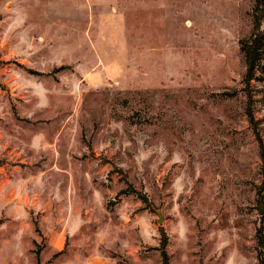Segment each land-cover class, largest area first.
Segmentation results:
<instances>
[{"label":"rangeland","instance_id":"rangeland-1","mask_svg":"<svg viewBox=\"0 0 264 264\" xmlns=\"http://www.w3.org/2000/svg\"><path fill=\"white\" fill-rule=\"evenodd\" d=\"M250 2L0 0V264H258Z\"/></svg>","mask_w":264,"mask_h":264},{"label":"trees","instance_id":"trees-1","mask_svg":"<svg viewBox=\"0 0 264 264\" xmlns=\"http://www.w3.org/2000/svg\"><path fill=\"white\" fill-rule=\"evenodd\" d=\"M250 28L249 31L239 38L238 52L243 63V73L241 83L243 87L238 91L221 92L217 94L222 98L235 97L239 92L244 96L242 101L243 113L248 119V123L254 124L250 110L251 105V87L254 81H264V0H251L248 11ZM59 69H63L62 67ZM253 128V127H252ZM258 146V157L261 162V169L264 174V143L260 134L252 129ZM143 199V198H142ZM143 201H146L143 199ZM167 241L164 236L161 237L158 250L162 264H169V256L166 252ZM264 238L260 228L256 231V258L258 264H264L263 258Z\"/></svg>","mask_w":264,"mask_h":264},{"label":"water","instance_id":"water-1","mask_svg":"<svg viewBox=\"0 0 264 264\" xmlns=\"http://www.w3.org/2000/svg\"><path fill=\"white\" fill-rule=\"evenodd\" d=\"M260 213H262V210L260 209Z\"/></svg>","mask_w":264,"mask_h":264}]
</instances>
